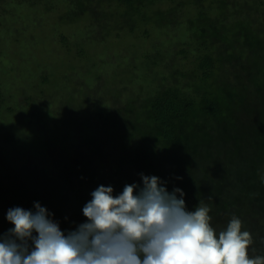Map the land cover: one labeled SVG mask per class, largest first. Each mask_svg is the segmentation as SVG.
<instances>
[{"label": "trees", "instance_id": "16d2710c", "mask_svg": "<svg viewBox=\"0 0 264 264\" xmlns=\"http://www.w3.org/2000/svg\"><path fill=\"white\" fill-rule=\"evenodd\" d=\"M3 1L29 9L26 20L37 26L41 18L54 17L61 47L75 23L83 25L84 44L91 36L105 42L113 34L110 25L118 29L117 39L171 28L184 39L173 56L158 42L124 65L133 68L130 73L144 65V79L135 73L128 80L111 75L109 85L108 78L102 81V73L96 72L86 82L88 92L71 95L65 118L46 119L43 112L57 105L61 82L70 80L60 70L59 79L40 77L44 88L39 95L19 96L29 118L46 120L49 125L39 128L54 137L47 151L23 160L14 130L19 121L2 122L8 123L0 136L2 157H16L17 163L0 172V212L5 207L35 211L39 202L67 232L86 221L82 209L98 186H111L118 195L125 185L142 186L143 173L167 181L169 192L182 189L188 211L199 203L207 205L217 232L226 229L233 216L239 218L242 231L253 239L249 255L264 256V111L254 130L251 122H241L247 117L242 115L243 104H255L254 97L264 94V0H229L233 6L225 9L223 32L224 23L216 21L218 0H0V6ZM18 41L20 50H15L21 56L37 39L27 35ZM79 50L81 58L91 55L89 49ZM56 81L51 90L49 83ZM16 95L0 89V116L2 109L19 108L13 104ZM7 212L0 234L14 227Z\"/></svg>", "mask_w": 264, "mask_h": 264}, {"label": "clouds", "instance_id": "9594fccd", "mask_svg": "<svg viewBox=\"0 0 264 264\" xmlns=\"http://www.w3.org/2000/svg\"><path fill=\"white\" fill-rule=\"evenodd\" d=\"M140 178L142 186L118 195L98 186L82 209L86 221L67 232L39 202L35 211L10 208L14 227L0 234V264H264L249 255L253 239L239 218L217 232L207 205L188 211L182 189Z\"/></svg>", "mask_w": 264, "mask_h": 264}, {"label": "rangeland", "instance_id": "374dc122", "mask_svg": "<svg viewBox=\"0 0 264 264\" xmlns=\"http://www.w3.org/2000/svg\"><path fill=\"white\" fill-rule=\"evenodd\" d=\"M6 2L7 1H3V5L0 6V89L6 95L17 94L18 97L16 95L14 98L16 100L13 101V104L15 102V106L19 108H16L13 112H10V110L6 111V108L1 110L2 116H0V136H2L6 131L5 127L8 125V123H6L5 126L2 124L4 120L5 122H8V120L10 121L11 119L19 121L15 123L14 130H18V132L15 133L16 136L18 135L16 140L19 143V147H17V153L19 154L18 157L23 160L25 157L29 160L33 158L31 157L32 153L38 155L39 151H47L49 147V140H52L54 137V135L51 134L53 132H43L39 128L44 123L45 125H49V123H47L44 119L35 121L37 118H29V114L26 110L21 108L26 104L19 101V96H22L25 92L27 93L24 98H29L28 96L36 94V92H38V95L40 94V91L44 88L43 84L40 83V77L46 75L52 78L51 76L57 75L59 79L62 74H66L69 77V82H61L62 86H60L59 95L61 99L57 105L50 110L45 108L43 111L46 119L49 117H55V119H57L58 116L65 118L70 114L67 101L72 100L71 95H75V91L88 92L86 85L89 83L90 79H93V75L96 72L102 73V81L107 77L109 85L112 82L111 75L117 76L120 80H128L129 77H133L132 75L135 73L136 77L140 76L138 77L140 80L144 79L146 77L144 72L145 67H142L144 65H141L132 73L128 72V70L133 71V68H125L124 65L131 64L132 61H135L139 52L143 51L142 48L150 50L158 42L164 43L165 46H168L167 51L170 50V56H173V53L178 48H181L180 44L184 39L181 37L183 36L182 33H179L172 28L168 29V32L161 33L156 31L155 33L151 32L150 35H143L144 32H142L140 38H137L136 35L127 34L122 35L117 39L116 32L118 29H116L115 25H110V29H112L111 32H113V34L111 36H107L105 42L101 40L97 41V36H91L95 40L92 38L91 42H86L84 44V39L82 38L83 31L81 27L83 25L82 23H75L72 25V29L70 31L68 30L65 32L67 45L61 47L58 42L61 33L56 32L54 17L46 16L44 19L41 18V25L37 26L36 22L30 23V20H26L28 17L27 14L30 15L29 9H15L13 4L10 2L7 4ZM229 3V0H223L221 2L218 0L215 6V11L217 12L215 14L220 17L216 18L217 24L224 23L228 20L225 19V9L226 7L231 9L233 6V4L230 3L229 5ZM12 13L17 14V16L14 17ZM32 13L30 19H33L34 16ZM220 26V31L223 32L226 24H220ZM20 29H24V31L19 32ZM57 30L64 31L62 28L58 27ZM18 32L20 34H18ZM27 35L36 38L37 41L31 47H28L29 50L28 48L22 50L23 53L19 56L16 54L15 50V48H17L16 41ZM91 37L89 36V38ZM133 37H136V39ZM239 38L244 40L241 36ZM129 40H131V42ZM18 42L17 45L22 47L21 42ZM244 44L247 45V43L239 45L241 46ZM79 49H82L84 52H87L89 49V54L91 55L87 58H81L80 56L82 54H80ZM244 52L246 53L245 50ZM124 57H127V60H124ZM90 72L91 74H89ZM57 84V81L54 83L50 82L48 87L51 86L50 89L52 90V86H57ZM7 86L10 87L8 91L5 90ZM133 86L136 87L137 84H133ZM241 88L243 87H240L239 90H241ZM98 95L102 94L100 93ZM254 98L253 102H255V104H243L242 115H246L247 117H244L243 119L240 118L241 122H246L248 124L251 122V130H254L260 123V118L262 116V112L264 111V94L259 97L255 96ZM37 100L38 96H36V101ZM44 100L47 99H42V102ZM58 110H60L61 113H59ZM31 114L32 113H30V116ZM10 123L12 124V120ZM3 147H0V172L5 168H8L7 165L13 166L17 163L15 160L16 157H7L9 160L4 161L1 152L4 150ZM11 153L13 154V152ZM3 165L6 167H3ZM1 167L3 168L1 169ZM2 184H5V182L2 181ZM7 211L8 209L5 207L0 212V222L3 221V215Z\"/></svg>", "mask_w": 264, "mask_h": 264}]
</instances>
